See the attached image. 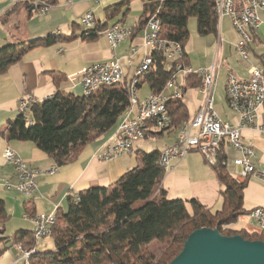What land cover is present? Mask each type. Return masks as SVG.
<instances>
[{
    "label": "trees",
    "instance_id": "obj_1",
    "mask_svg": "<svg viewBox=\"0 0 264 264\" xmlns=\"http://www.w3.org/2000/svg\"><path fill=\"white\" fill-rule=\"evenodd\" d=\"M216 2L147 0L136 30H143L147 18L156 15L162 23V37L181 43L186 62V43L190 35L188 20L196 17L200 35H217ZM123 3L106 10L114 16ZM96 35L88 37L93 39ZM62 38L53 33L1 46L0 76L31 48L53 45ZM151 59V68L139 78L138 87L148 84L151 92L160 93L172 69L163 53L153 52ZM54 73L57 83L64 79L62 74ZM187 76L183 95L189 86L200 88L203 84L202 76ZM183 95L167 104L169 125L155 129L154 122L149 123L146 138L179 131L191 119ZM130 105L131 79L128 77L122 83L102 86L88 96L58 89L52 96L33 103L28 116L20 113L9 120L1 134L9 140L34 142L54 164L62 167L75 161L83 146L119 125ZM137 155L139 164L126 171L113 185L82 190L78 201L73 195L68 196L67 209L57 213L58 221L53 227L54 250L39 252L37 249L30 256V264H168L182 250L189 234L202 227L218 228L223 235L240 234L248 240L264 241V231L253 228L251 231L245 224L234 227L249 211L244 205L248 181L237 180L229 170L224 145L218 150L216 164L212 165L224 187L222 206L216 211L196 198H168L166 190L160 186L166 174L159 163L160 151H139ZM8 218L5 200L0 197V226H4ZM33 233L20 229L14 234V240L24 247H36ZM153 241L158 243L157 254L149 247Z\"/></svg>",
    "mask_w": 264,
    "mask_h": 264
},
{
    "label": "crops",
    "instance_id": "obj_2",
    "mask_svg": "<svg viewBox=\"0 0 264 264\" xmlns=\"http://www.w3.org/2000/svg\"><path fill=\"white\" fill-rule=\"evenodd\" d=\"M130 1L102 0L99 4H95L88 0H75L72 5H67L65 0H56L55 5L45 16L38 15L27 2L0 1V9L3 10L0 15V31L2 32H0V47L8 43L28 42L53 33L63 36L59 42L61 40L72 42L71 44L61 42L56 48L52 45L31 48L21 60L11 65L0 76V197L5 200L9 214L5 225L0 226V264H25L22 259V251L14 240V234L20 229L34 231V224L24 217L25 213L34 217L40 215L41 212H51L56 205L64 211L68 206V196L93 186L109 187L136 164V161L125 160L121 156V158L109 162H102L96 158L98 151L104 150L107 145L117 139V125L109 132L96 137L83 146L78 157L71 164L59 167L60 170L53 175L40 176L38 189L33 195L18 198L16 195L8 193V190L3 186L4 179L12 176V169L5 164L3 157L4 148L7 145L11 146L21 158L34 167L47 169L54 164L53 159L38 148L34 142L9 140L1 134L6 129L9 120L20 114L19 103L23 97L32 95L35 100L42 101L52 96L58 89L82 95L81 86L72 84L68 77L98 61L118 58L124 66L126 77L131 79L135 76L134 73L144 57V49L141 48L138 53L133 54L131 47L133 45L141 46L143 42V30L137 31L136 28L139 26V20L147 0H143L142 13L134 18L130 16ZM119 3H123L119 12L112 16L111 11L106 9ZM89 10L95 12L98 26L96 32L92 31L83 35L85 30L81 26V18ZM118 21L132 26L136 30L135 35L125 41L128 46L120 57L117 56V49L123 43L112 50L104 34L108 27ZM233 29L225 27L219 21L217 37L211 40L213 41L212 50L210 53L208 52L210 57L199 68H208L214 61L219 64V74L214 91L216 95L214 106L222 120L237 123L240 116L229 107L226 100L227 75L232 70L238 77L247 78L249 64L242 61L239 55H237L239 59H237L236 65L227 63L228 54L233 57V46L240 38L235 28ZM94 33H97L96 37L90 39L88 36ZM262 41L264 42V24L259 30L253 31V42L250 48L252 60L264 65V53L258 52V49L264 46ZM186 60L192 66L188 56ZM223 68L226 71L223 84H221ZM54 72L62 74L64 79L62 78L57 83L54 80ZM143 85L140 87L142 88ZM150 94H145L140 99ZM183 99L187 105L189 117L192 119L204 103L205 96L199 88L189 86L184 91ZM258 122L263 126V131L246 127L242 132L244 139L255 145L257 161L264 167V107L258 111ZM165 136L167 137L164 138ZM178 136L177 132L151 136L139 141L135 150L137 153L144 150L162 152L167 146L173 144ZM149 138L152 140H148ZM225 147L228 164L229 160L235 158L238 153L229 146ZM202 156L197 151H191L182 160L173 161L172 168L166 172L160 186L166 190L170 199L196 198L209 209L216 211L222 206L221 191L224 187L212 165H208ZM236 167L234 165L232 168ZM228 168L231 172L234 171L231 167L228 166ZM244 199V205L249 210L263 204L264 182L256 178L249 179L244 190Z\"/></svg>",
    "mask_w": 264,
    "mask_h": 264
},
{
    "label": "built area",
    "instance_id": "obj_3",
    "mask_svg": "<svg viewBox=\"0 0 264 264\" xmlns=\"http://www.w3.org/2000/svg\"><path fill=\"white\" fill-rule=\"evenodd\" d=\"M27 2L34 8L38 15H46L55 5L56 0H18ZM75 0H65V4L72 5ZM92 3H100L102 0H88ZM219 3L221 17L229 16L239 34L236 49L241 60L247 62L248 77L240 78L230 70L227 75L226 100L231 109L236 111L240 119L237 123L222 120L214 106L215 87L219 74V64L214 61L208 68H197V76H202L203 84L199 90L205 96L204 103L197 110L194 127L184 126L183 137H177L176 141L160 152L161 160L166 162L165 172L172 168L173 161L182 160L191 151H197L203 155L213 153L215 164L218 159V150L221 145L229 146L238 155L233 158L234 165L240 168V174L232 172L239 181H248L251 178L260 179L264 182V167L257 161L256 148L251 142L246 141L243 129L253 127L263 131V126L258 122V111L264 107V65L252 60L250 48L253 42V31L259 30L264 21L261 11L264 9V0H216ZM0 9V15L2 14ZM81 26L86 33L94 31L98 21L93 10L87 11L81 18ZM162 30L160 18L150 15L143 29V42L133 45V54L144 49V57L137 67L141 68L143 63L149 62V48H159V53L167 56L168 66L172 69L170 79L167 81L164 91L160 93L151 92L147 97L140 99L137 90H132L133 77L131 78V105L122 116L118 125L117 139L115 142L98 151L96 158L102 162L112 161L122 155L136 154V144L146 138L148 125L154 122L155 129H163L169 125L167 104L174 98L183 95L182 88L186 83L187 68H194L185 62V49L180 42L168 41L166 38L154 39V31ZM134 33L132 26L121 21L113 23L104 34L112 50H115L122 42L130 39ZM61 51V50H60ZM59 51V52H60ZM126 73L120 59L104 60L92 63L81 71L69 76L68 80L80 85L83 94L90 95L89 84L95 80H103L104 86L122 83ZM179 78L182 81H179ZM37 102L32 95L25 96L19 103V112L30 113L33 103ZM138 112L148 115V122L138 119ZM4 162L12 169V176L5 178L3 185L9 189H15L26 195H33L38 189V179L43 175H52L59 171V166L52 164L47 169L32 166L29 162L9 145L4 148ZM231 160V159H230ZM12 179L16 182L13 183ZM76 201L79 193L73 194ZM59 206L51 212H41L40 219L24 217L34 224L36 239L52 236L51 227L52 213H59ZM247 226L264 228V203L248 211L246 215ZM37 249L30 247L22 251L24 263H29L28 253Z\"/></svg>",
    "mask_w": 264,
    "mask_h": 264
},
{
    "label": "rangeland",
    "instance_id": "obj_4",
    "mask_svg": "<svg viewBox=\"0 0 264 264\" xmlns=\"http://www.w3.org/2000/svg\"><path fill=\"white\" fill-rule=\"evenodd\" d=\"M0 1H13V0H0ZM146 1V0H144ZM21 2V1H20ZM27 4V3H26ZM95 4H99L98 2H96ZM128 5V4H126ZM125 5V6H126ZM131 9H130V16L131 18H134V17H138L142 11H143V0H131L130 3H129ZM124 6V7H125ZM119 12V11H118ZM45 16V15H43ZM261 17H263L264 19V11H261ZM220 24H223L225 27H228V28H235L233 23H232V20L229 16H223V17H220ZM188 28H189V32H190V35H189V38L187 40V43H186V50H187V53H188V59L189 61L191 62L192 66L194 67V69L197 70V68H199L202 63L208 61L209 57H210V54L208 55V52L210 53V50H212V42L211 40H213L214 38L217 37V35H208V36H202L198 33V30H197V19L196 17L194 16H191L188 20ZM134 29V33L132 35V37L135 35V28L133 27ZM96 30V29H95ZM234 30V29H233ZM236 30V29H235ZM3 31V30H2ZM1 32V31H0ZM2 33V32H1ZM239 36V34H238ZM131 37V38H132ZM240 37V36H239ZM67 41V42H66ZM216 41V40H215ZM238 41V40H237ZM236 41V43H237ZM59 42V41H58ZM56 42L55 44H53L52 46H54V48H56V46L58 44H60L61 42L63 43H68V44H71L72 42H68V40H61V42ZM263 42V41H262ZM123 44H121L119 46V48L117 49V56L120 57L126 50L127 46H128V43L126 42H122ZM236 43L234 44V49H232V56H229L228 54V59L227 60V63H231L232 65H236L238 63L237 59H239V57L237 56L238 55V52H237V49H236ZM264 45V42L262 43ZM50 46V45H49ZM45 47H48V46H45ZM235 51V52H234ZM262 51L264 53V46L261 47L260 49H258V52ZM234 53V54H233ZM225 71L226 69L223 68L222 69V74H221V80H220V83L223 84V77L225 75ZM136 74V73H135ZM179 81H182L181 78H179ZM151 93V90L148 86V84H144L141 87H139L137 89V94H138V97H142L143 95L145 94H149ZM215 99H216V95H215ZM216 101V100H214ZM215 103V102H214ZM179 129V128H178ZM177 132V136H178V130L176 131ZM167 136H165L164 138H166ZM148 140H152L151 138H149ZM145 151V150H144ZM122 158H125V160H128V159H131V160H134L136 161V164H134L133 166L131 167H135L136 165L139 164L138 162V155L137 154H132V155H128V154H125V155H122L121 156ZM120 157V158H121ZM203 157V156H202ZM119 158V157H118ZM205 160V159H204ZM234 159L232 158L231 160H229L228 162V166L229 167H234ZM260 161V159H258ZM207 162V161H206ZM261 162V161H260ZM208 165H210L209 163H207ZM234 171L235 174L239 175L240 174V168L239 167H236V168H232ZM60 170V169H59ZM53 175V174H52ZM12 182L15 183L16 180L15 179H12ZM113 185V184H112ZM4 186V185H3ZM6 190H8V193L10 192L12 195H16L18 198H22L23 196L24 197H29V195H26V194H22L20 192H18L17 190L15 189H9V188H6ZM31 196V195H30ZM170 197V196H169ZM172 199H176V198H172ZM7 201H9V199L7 198ZM140 201H138L135 206L138 205ZM239 223H237L236 225H234L235 228H238L241 226V224H245L246 227L247 224V219L246 217H242V218H239ZM253 229H258L257 227H252ZM18 245H21V247L23 248V251L27 250L28 246L24 247L22 245L21 242H18L17 243ZM54 247H55V244H54V239L53 237H46V238H40L36 241V248L38 249L39 252H47V251H52L54 250ZM149 247L150 249L154 252V253H159V249H158V243L156 241H153L149 244ZM36 249V250H37ZM22 251V250H21ZM34 255V254H33ZM31 255V257L33 256ZM31 257L29 258V263H30V259Z\"/></svg>",
    "mask_w": 264,
    "mask_h": 264
},
{
    "label": "water",
    "instance_id": "obj_5",
    "mask_svg": "<svg viewBox=\"0 0 264 264\" xmlns=\"http://www.w3.org/2000/svg\"><path fill=\"white\" fill-rule=\"evenodd\" d=\"M168 264H264V241L202 227L189 234L182 250Z\"/></svg>",
    "mask_w": 264,
    "mask_h": 264
},
{
    "label": "bare ground",
    "instance_id": "obj_6",
    "mask_svg": "<svg viewBox=\"0 0 264 264\" xmlns=\"http://www.w3.org/2000/svg\"><path fill=\"white\" fill-rule=\"evenodd\" d=\"M216 10H217V15L220 19L221 17V12H220V7H219V3L216 2ZM162 30H155L154 31V39H161L162 38V34H161ZM150 49V53H149V62L148 63H143V65L141 66V68H139L136 71V74L134 76L133 82H132V90H137L138 87V82L140 81L139 78L142 77L144 74H146V72L151 68L152 65V59H151V54L153 52H159V48H149ZM188 74H195L197 75V70H195L194 68H187V75ZM104 86L103 80H95V82H92L89 84V92H95L96 90H98L100 87ZM21 114H24L25 116H28V112H20ZM194 117H197V113L193 116L192 119L186 121L182 127L179 130V136L178 137H183V133H184V126L186 125L187 127H194L195 126V119ZM138 119H141V122H148V115H145V112H138ZM205 161H207V163L214 165L215 164V155L213 153H205ZM160 165L166 169V162L161 160V156H160V161H159ZM28 218H33V219H40V215H36L34 217H31L28 215ZM58 221V214L57 213H52V219H51V227L53 228L54 225L56 224V222ZM259 230L264 231V228L262 227H257ZM36 237V230L34 229V233H33ZM19 248L23 251V248L21 247V245H19ZM36 252L35 250H31L28 253V261L31 255H33ZM30 264V263H27Z\"/></svg>",
    "mask_w": 264,
    "mask_h": 264
}]
</instances>
